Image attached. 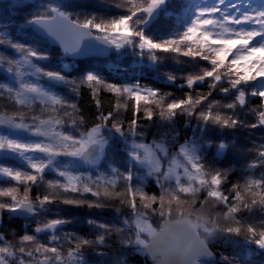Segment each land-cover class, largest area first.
Returning a JSON list of instances; mask_svg holds the SVG:
<instances>
[{
  "label": "snow or ice",
  "instance_id": "obj_1",
  "mask_svg": "<svg viewBox=\"0 0 264 264\" xmlns=\"http://www.w3.org/2000/svg\"><path fill=\"white\" fill-rule=\"evenodd\" d=\"M169 2L121 0L114 7L122 14L101 18L95 13L70 11L64 4L53 0L47 3L34 0L31 6L34 10L29 11L24 20L34 44L15 42L9 25H2L9 30H0V48H9L13 54L0 51V73L7 80L0 83V89L5 90L18 106L32 110V114L24 111H15L10 115L0 112V155L14 157L25 166L14 168L0 164V177L15 182L11 187H0V196L11 200L10 203H0V210L7 209L26 219H34L47 216L53 206L60 204L105 208L111 205L104 201L118 200L132 214L124 218L122 224L127 226V230L134 231V239L123 240L121 244L135 246L137 251H141L142 237L152 225L151 216L155 214L160 218L170 215L173 210L179 212L185 207L197 206L202 189L206 190V195L199 201V206L210 200L225 204V218H230L233 225H240L235 214L242 208L251 210L258 203L264 209V178L249 177L245 181L243 192L251 204L246 202L239 184L232 185L235 202L228 204L229 197L221 191L227 171L209 169L202 163L201 155L202 142L210 143L205 141L210 125L234 130L264 128V0H186L182 11L176 15L177 31L173 35L157 38L149 33L150 26L157 16L171 15L167 10ZM38 45H51L60 50V60L55 67L45 66L51 57L48 52L40 51ZM111 51L120 55L130 53L140 58L147 57L157 71L161 63L158 53H174L190 58L191 62H207L208 67L188 75L181 87L192 89L194 85L209 82L208 91L196 96L189 91L183 98L165 103L164 97L157 98L158 89L141 88L139 82L124 85L107 83L93 72H87L77 81L66 74L77 57L107 55ZM167 79L175 82L177 77L168 73ZM225 79L228 86L220 87L219 91L225 96L235 92L232 102L223 105L233 113L238 106L243 108L247 103L249 93H246L245 87L259 82L250 93L262 98L255 122L213 111L220 101L208 102L209 97ZM83 85L91 89L94 98L103 88L117 99L106 115L100 113L99 123L80 132L83 117L73 116L78 106L69 102L67 97L78 95ZM120 97H126L124 103L120 102ZM127 100L134 102L133 118L125 125L119 116L122 109H129ZM95 104L99 109L100 99H95ZM36 106H39L38 112ZM58 110H65L63 118ZM141 112L148 122L158 117L172 131L177 116H186L189 122L194 120L196 123L194 136L179 144L176 152L169 151L168 133L159 140L145 142L146 131L138 120ZM113 138H118L126 146L127 163L145 170V175L135 176L139 182L135 187L131 183L134 179L131 169L121 173L116 168H109L112 179L106 181L103 187L98 183L105 175L100 173L101 161ZM171 139L176 140V135H172ZM227 147L224 142L218 144L220 150ZM259 149L254 162L248 165L250 170L264 167V145H260ZM47 172L59 178L46 180ZM93 173H97L95 180ZM153 177L161 188L162 181L174 183L178 193L187 194V198L169 189H164L159 196L147 194L141 185ZM118 180L125 185L122 191L114 188ZM19 185L24 186L22 190ZM33 187L38 190L34 197L30 195ZM254 188L257 190L254 191ZM69 193H91L99 199L71 198L65 195ZM154 203H158L159 207L154 208ZM120 211V207L115 208L116 213ZM69 222L66 218H48L37 223L34 233H51L50 243L59 242L61 237L56 233ZM233 225L223 227L221 234L230 238L243 237L249 246V256L254 251L252 245L264 250V222L257 227L251 224L246 227ZM97 226L104 234L94 240L64 233L68 242L77 241L66 258L61 255L60 248L38 242L34 234H25L22 242L34 247L26 250L23 246L18 249H13L11 245L0 246V264H85L82 247H103L112 234L125 230L103 223ZM97 254L105 255L103 252ZM212 256L213 253L208 250L199 264H206V258ZM113 264H121V260L114 259Z\"/></svg>",
  "mask_w": 264,
  "mask_h": 264
},
{
  "label": "trees",
  "instance_id": "obj_2",
  "mask_svg": "<svg viewBox=\"0 0 264 264\" xmlns=\"http://www.w3.org/2000/svg\"><path fill=\"white\" fill-rule=\"evenodd\" d=\"M35 2H49V0H35ZM53 2H59L64 4L68 10L74 12H84L98 14L101 18H108L122 14L121 10L114 7L115 4L120 3L121 0H53ZM200 2V0H197ZM34 0H0V30L8 31L9 29L2 28L3 24H8L11 31V37L15 42L24 44H34L31 39V33L27 30L24 24L25 18L28 16L29 11L34 9L31 7ZM186 0H170L167 5L168 12L171 15L161 14L156 17L152 22L149 33L157 38L173 35L177 28L175 26L176 15H178L182 9ZM40 51L48 52L50 54V60L45 62L47 67H55L60 60V50L51 45H38ZM0 51H4L7 55H12V50L9 48H0ZM161 55V63L159 70L151 64L147 57L140 58L134 54L120 55L115 51H112L107 58H87L76 60L69 73L71 78L79 81L87 72H93L99 75L107 83H116L119 85L132 84L139 82L141 88H152L159 90V96L164 97L165 103L170 102L171 99L183 98L189 91L194 96L201 92L206 93L208 91V83L194 85L192 89L181 84L185 82L188 75L197 74L201 69L208 67L207 62H191L190 58L178 56L174 53H158ZM231 59V57H229ZM168 73L176 76L175 82H171L167 79ZM6 77L3 73H0V83H6ZM259 82H252L251 85L245 87L246 93H249L246 105L241 108L237 107L235 113L227 110L223 107L224 104L232 102L235 97V92H232L225 96L219 91L220 87H227V80L218 84L217 88L213 91V95L209 97V101L219 100L220 105L213 111L220 112L222 115H234L240 116L247 122H255L257 112L262 104V98L258 96H251L250 93ZM62 93L63 89L60 90ZM3 94L0 95V112L5 114H12L15 111H24L29 115L32 114V110L27 107L18 106L10 95L0 89ZM165 94H171L165 96ZM69 102H74L78 106V111L73 113L76 118L83 117V124L79 127V131H87L93 127L96 123H99L98 116L102 112L107 114L112 109L116 102V96L112 93H108L105 89L101 88L100 92L94 98L92 96L91 89L87 85H83L80 88L79 94H73L67 97ZM95 99H100L101 107L97 109ZM120 102L124 103L126 97H120ZM129 104L128 110H121L119 120L127 125V123L133 118L132 105L133 101L127 100ZM206 107V104L204 105ZM255 109V111H251ZM39 111V106L35 109ZM71 111L70 109H66ZM65 110H58V114L63 118ZM141 127L146 131V136L143 138L145 142H151L153 139L159 140L165 133L169 135L166 137L167 146L170 152H176L178 145L184 143L186 140H190L194 136L193 130L196 128L195 121L189 122V118L186 116H177L174 131L170 130L166 124H162L158 117H154L152 122H148L141 112L138 117ZM111 121H109V126ZM75 134V133H74ZM176 135V140H172L171 136ZM139 139V138H138ZM205 141L202 142L201 149L202 163H204L211 170L227 171L226 179L222 180L221 191L229 197L228 204L234 203V192L231 191L233 184L241 185L240 191L246 196V202L251 204V200L247 198V195L243 192V185L249 178H264V167H256L255 169H249L248 165L256 159L257 152L260 145H264V128L252 129H227L220 128L219 126L210 125L206 130ZM224 142L228 147L224 150L218 148V144ZM219 153V155H218ZM128 156L126 146L118 138H113L109 142V146L106 148L105 157L101 161L100 171L105 173L108 178L100 179L99 185L103 187L105 182L112 179V175L109 173V168H116L121 173H124L131 169L134 173V179L131 182L133 187L138 185V181L135 179L136 175H145V170L135 168L127 163ZM0 164L4 166H12L14 168L25 167L21 165L14 157L0 156ZM97 173H93V179L95 180ZM59 178L56 174L47 172L45 179ZM210 178V177H209ZM163 188L156 183L154 178H148L141 186L144 191L149 194H155L159 196L164 189L174 190L182 198H187V194L178 193V189L174 183L164 182ZM15 182L10 181L7 178L0 177V187L14 186ZM91 186V185H90ZM21 190L23 185H19ZM125 185L122 180H118L114 186L116 191H122ZM257 190L254 188V191ZM37 189L33 187L30 195H37ZM42 192L43 189H40ZM95 191V187H94ZM22 195V191L20 193ZM71 198H81L89 201H97L99 198L93 196L91 193L81 194H65ZM206 195V190H201L198 194L199 201ZM258 199V198H257ZM212 201V200H210ZM209 201V202H210ZM9 197L0 196V203H10ZM111 205L105 208H88L86 206H71V205H56L53 206L51 211L45 217H37L31 219H20L11 216L7 209L0 210L3 214L2 222L0 225V246L11 245L13 249H18L23 246L27 249L34 247V245L28 242H22L21 238L25 234H34L38 238V242L48 243L50 246H56L61 249V255L67 257V252L71 250L76 240L68 242L64 239V233H69L79 239L94 240L98 235L104 234L103 230L99 228L98 224H109L124 228L121 233H114L106 241L105 246L100 247L97 245L84 246L81 249V255L87 260L89 264H113V260L119 258L121 264H151L145 255L136 250L135 246L122 245L121 241L127 239H134V231L127 230V226L122 224L124 218L131 217L130 210L120 204L118 200L104 201ZM138 202V197H137ZM120 207V213L115 212V208ZM154 208H158V203L153 204ZM218 209L225 213L227 206L225 204L217 203ZM66 218L70 222L59 229L56 233L61 237L59 242H51V233L37 234L34 233V228L39 221L46 220L48 218ZM159 217L155 214L151 216V222L155 223ZM235 219L239 220L240 225H233V221L225 225L246 227L251 224L254 227L259 226L261 222H264V209L257 203L251 207V210L241 209V211L235 214ZM89 221H95V223H89ZM224 226V227H225ZM211 249L215 252L216 257L211 261H206V264H264V250L259 249L257 246L252 245L254 251L249 256V246L244 241L243 237H228L226 234H219L210 243ZM98 252H103L105 255H98ZM42 259V257H41Z\"/></svg>",
  "mask_w": 264,
  "mask_h": 264
},
{
  "label": "clouds",
  "instance_id": "obj_3",
  "mask_svg": "<svg viewBox=\"0 0 264 264\" xmlns=\"http://www.w3.org/2000/svg\"><path fill=\"white\" fill-rule=\"evenodd\" d=\"M216 201L205 205L173 210L152 223L142 237L141 253L152 264H199L210 243L230 222Z\"/></svg>",
  "mask_w": 264,
  "mask_h": 264
},
{
  "label": "water",
  "instance_id": "obj_4",
  "mask_svg": "<svg viewBox=\"0 0 264 264\" xmlns=\"http://www.w3.org/2000/svg\"><path fill=\"white\" fill-rule=\"evenodd\" d=\"M110 56V52L107 54V55H103V54H100V55H84V56H80V57H77V60H80V59H87V58H95V57H98V58H107ZM8 213L13 216V217H16V218H20V219H26L22 216H19L18 214H15V213H12L10 211H8ZM2 218H3V214L1 213L0 211V225H1V222H2ZM27 219H31V218H27ZM209 250L213 253V256L212 257H209V258H206V261H211L213 260L215 257H216V254L215 252L211 249V247H209ZM145 257L147 258V260L152 264V261L151 259L145 255Z\"/></svg>",
  "mask_w": 264,
  "mask_h": 264
},
{
  "label": "rangeland",
  "instance_id": "obj_5",
  "mask_svg": "<svg viewBox=\"0 0 264 264\" xmlns=\"http://www.w3.org/2000/svg\"><path fill=\"white\" fill-rule=\"evenodd\" d=\"M13 1H21V0H13ZM25 1V0H24ZM112 52V51H111ZM111 52H110V54H111ZM0 156H2V155H0ZM3 156H6V155H3ZM100 173H103L102 171H100ZM108 178V176L105 174V175H103V176H101V178L100 179H107ZM154 178V177H153ZM155 179V178H154ZM164 182H168V181H164ZM141 252V251H140ZM84 261H85V264H89L88 262H87V260L84 258Z\"/></svg>",
  "mask_w": 264,
  "mask_h": 264
}]
</instances>
